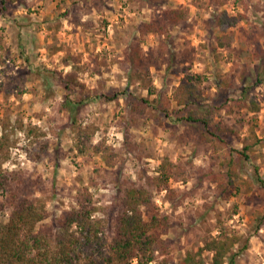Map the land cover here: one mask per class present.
<instances>
[{
	"label": "rangeland",
	"instance_id": "374dc122",
	"mask_svg": "<svg viewBox=\"0 0 264 264\" xmlns=\"http://www.w3.org/2000/svg\"><path fill=\"white\" fill-rule=\"evenodd\" d=\"M1 7L0 136L6 128L11 153L0 159V168L41 181L34 196L46 204L49 225L56 228L79 205L86 187L112 238L122 189L144 184L170 222L159 232L168 253L150 264H185L188 252L226 235L247 244L238 264H264V188L256 171L264 177V143L239 163V175L229 184L230 147L216 150L200 139L201 126L180 120L184 112L175 98L181 82L198 75L204 76L206 104L223 105L226 97L250 88L248 98L260 102L259 112L225 107L216 120L239 132L231 136L232 148L253 140V125L264 140V0H22ZM169 7L186 9L188 19L166 35L141 31L142 22ZM223 10L240 20L219 30L215 15ZM224 34L233 37L232 47L218 46L217 36ZM132 45L140 54L135 65ZM116 93L118 99H107ZM140 97L151 101L143 113L131 104ZM67 102L79 107L74 119ZM75 121L93 144H104L109 162L101 153L79 150ZM29 127L37 132L27 135ZM165 160L185 171L170 178L175 195L155 181ZM8 218L9 211L0 210V227ZM202 254L211 264V254Z\"/></svg>",
	"mask_w": 264,
	"mask_h": 264
},
{
	"label": "trees",
	"instance_id": "16d2710c",
	"mask_svg": "<svg viewBox=\"0 0 264 264\" xmlns=\"http://www.w3.org/2000/svg\"><path fill=\"white\" fill-rule=\"evenodd\" d=\"M20 1L22 0H0L1 9H7ZM188 17L186 9L161 8L153 19L142 22L140 28L147 34L166 35L171 26L184 23ZM215 19L217 28L224 30L235 26L240 17L223 10L215 15ZM217 43L219 47L230 48L233 37L227 34L219 35ZM213 50L216 51L217 48ZM256 54L261 58V51H257ZM139 56L138 46L132 45L129 59L134 65L139 63ZM262 60L264 61V57ZM2 63L3 52L0 50V65ZM261 66L256 69L257 83L263 81V73L259 68ZM203 78L202 75L193 76L188 82L183 81L177 87L175 98L184 112L180 120L200 125L202 129L200 139L211 143L216 150L221 148L227 150V147H230V151L229 149L225 151V162L228 166L229 184L234 183L235 177L239 175V163L249 160L256 146L264 143V140L258 137L253 125L251 127L253 140L244 144L241 149L232 148L231 136L239 132L234 127L217 121L216 117L225 107H228L227 111L231 113L236 109L257 113L261 109V104L252 97L248 98L250 88H243L238 98L226 97L223 105L206 104L200 84ZM74 80L75 77L71 76L70 83L73 84ZM106 97L114 100L119 98V94ZM138 101H132L131 104L139 113H143L151 106L148 98L140 97ZM66 107L74 119L79 107L71 102H67ZM3 129L0 136V159L6 160L11 153V142L6 128ZM73 131L81 152L91 150L101 153L109 162L104 144L100 142L93 144L91 135L77 121L74 122ZM36 132L34 128L29 127L27 135L31 136ZM180 168L179 164L165 160L160 165V175L155 180L158 188L166 189L175 195V190L170 186V178L174 175L177 176L176 179L183 177L185 171L180 172ZM256 171L258 182L264 188V177L258 173V167ZM40 189L41 181L32 182L22 170L0 168V210L9 211L8 222L0 227V264H133L135 258L138 264H150L156 261L159 255L165 256L168 253L159 232L160 230L166 232L170 222L167 216H161L157 212L158 206L153 190L148 186L132 184L122 189V197L117 201L115 234L112 238L106 233L107 227L102 218L95 216L98 206L88 188L85 187L84 193L79 195V205L58 219L56 228L60 229L59 232L47 222L46 204L34 196V192ZM145 212L149 218H146ZM74 225L76 227L73 230ZM241 241V236L234 235L212 237L205 240L204 246L198 252H188L184 263L207 264L202 254L205 251L211 254V264H238L237 256L247 248V244L240 246ZM158 264H168V259L161 260Z\"/></svg>",
	"mask_w": 264,
	"mask_h": 264
}]
</instances>
